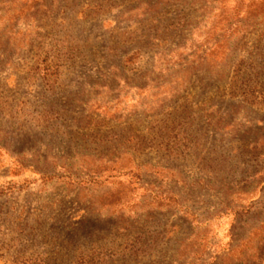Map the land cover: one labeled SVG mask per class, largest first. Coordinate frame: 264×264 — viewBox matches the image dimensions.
<instances>
[{
  "label": "rangeland",
  "instance_id": "1",
  "mask_svg": "<svg viewBox=\"0 0 264 264\" xmlns=\"http://www.w3.org/2000/svg\"><path fill=\"white\" fill-rule=\"evenodd\" d=\"M0 264H264V0H0Z\"/></svg>",
  "mask_w": 264,
  "mask_h": 264
}]
</instances>
